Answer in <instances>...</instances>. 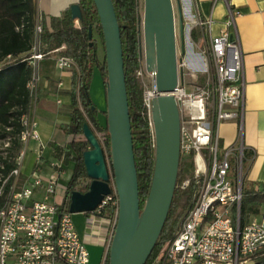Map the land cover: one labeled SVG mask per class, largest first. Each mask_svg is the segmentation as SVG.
I'll return each mask as SVG.
<instances>
[{
	"label": "built area",
	"instance_id": "obj_1",
	"mask_svg": "<svg viewBox=\"0 0 264 264\" xmlns=\"http://www.w3.org/2000/svg\"><path fill=\"white\" fill-rule=\"evenodd\" d=\"M218 0H214L216 2ZM224 27L217 35L211 32L212 18L196 14L202 47H197L202 63V77L186 73V62L177 63L178 79L172 95L180 117V158L193 161L192 177L185 178L181 189L191 182L195 185L192 207L182 218L173 236L164 246L162 258L154 264H253V256L264 251V204L257 218L241 225L240 206L245 177L244 151L241 140L245 78L243 52L236 28L238 11L227 0ZM74 25L81 27V20ZM42 20L38 17L34 28V42L26 58L31 75L26 84L31 99L30 115H22L23 130L19 135L21 148L7 175L0 172V264H94L90 261L87 241L75 228L69 210L58 212L56 204L47 197L55 191L57 176L44 178L32 172L30 180L21 181V166L28 143L39 139L36 109L40 91V61L46 56L41 51ZM62 70H72L69 58H57ZM140 79L142 102L148 118L153 141L151 118L152 100L157 95L155 73L142 66L135 71ZM239 120L236 146L220 148L219 126ZM100 140L102 139L99 137ZM102 141V140H101ZM11 138L0 140V158H8ZM0 169L4 164L0 162ZM110 193L91 212L92 219L103 221L102 232L95 244L104 252L99 264H105L114 234L119 201L111 178ZM42 194V196H41Z\"/></svg>",
	"mask_w": 264,
	"mask_h": 264
},
{
	"label": "trees",
	"instance_id": "obj_2",
	"mask_svg": "<svg viewBox=\"0 0 264 264\" xmlns=\"http://www.w3.org/2000/svg\"><path fill=\"white\" fill-rule=\"evenodd\" d=\"M120 27L123 50L124 74L130 115L132 143L138 178L139 201L144 206L153 175L155 147L148 125V118L142 102V89L135 71L142 66L143 43L141 33V15L139 0H112ZM81 9V27L77 28L70 14L65 10L59 17H50L48 26L42 23L40 36L41 51L48 55L63 48L61 55L72 60L74 67L71 75V97L68 124L60 129L69 137V147L65 151L64 161L73 162V174L67 186L63 202L56 205L58 212L68 210L73 191L85 192L89 183L83 161V152L89 143L83 135V125L88 124L96 135L100 132V143L110 160L109 134L104 122L97 118V108L93 104L89 87L94 69L97 68L106 86L107 70L104 55V43L96 6L93 0H78ZM39 17L37 0H0V140L10 137L11 146L8 158L1 159L4 175L15 167L14 159L21 148L19 135L23 130L21 116L31 113V99L26 84L31 75L28 57L34 42V28ZM194 41L199 40L197 28L191 30ZM103 52V55L102 52ZM97 137V136H96ZM99 140V138H98ZM246 161V150L244 151ZM244 161V167H245ZM193 161L179 160L176 187L170 209L159 238L145 264H154L162 258L165 244L173 238L180 221L192 207L195 185L193 182L186 189H181L182 181L192 177ZM5 194L0 196V206ZM264 204V188H250L244 177L240 206V223H247L251 215H257ZM105 264H108V255ZM253 264H264V251L253 256Z\"/></svg>",
	"mask_w": 264,
	"mask_h": 264
},
{
	"label": "water",
	"instance_id": "obj_3",
	"mask_svg": "<svg viewBox=\"0 0 264 264\" xmlns=\"http://www.w3.org/2000/svg\"><path fill=\"white\" fill-rule=\"evenodd\" d=\"M180 31L183 32L180 0ZM102 30L107 70L106 125L110 166L104 149L90 129L83 135L90 148L83 152L87 191H73L68 210L89 213L110 193L112 178L118 195L117 222L108 250V264H145L166 221L176 187L180 160V117L173 90L178 79L176 28L172 0H144L142 20L144 61L155 73L157 95L152 100L155 162L147 200L141 208L133 153L120 27L112 0H93ZM81 20L79 5L69 7Z\"/></svg>",
	"mask_w": 264,
	"mask_h": 264
},
{
	"label": "crops",
	"instance_id": "obj_4",
	"mask_svg": "<svg viewBox=\"0 0 264 264\" xmlns=\"http://www.w3.org/2000/svg\"><path fill=\"white\" fill-rule=\"evenodd\" d=\"M227 1L239 13L235 22L243 52L245 104L241 140L246 150L245 179L248 187L260 186V189H263L264 0ZM76 3L78 0H37L39 17L42 23L48 26L50 17L61 16L65 10L69 9L70 5ZM180 5L181 16L191 27L194 26L193 21L196 14L203 18H212L211 32L213 35H217L224 27L227 11L224 0L216 2L214 0H180ZM62 50L63 48L56 49L40 61L39 114L36 110L39 139L29 141L27 146L30 148V155L24 159L20 169L21 181L30 180L34 171L40 173L44 178L56 175L55 191L47 197L48 201L56 205L64 200L66 186L72 177L74 168L72 161L65 162L63 160L65 151L69 147V137L60 129V125L68 124L70 121L71 97L69 91L72 71L62 70L57 66V58L62 56ZM192 53L197 56L194 50ZM95 80H102L97 71L93 73L92 82ZM98 120L102 124L104 116ZM238 121L237 119L224 122L219 126V143L222 148L238 144ZM89 148L90 146H88ZM87 182L90 183L88 177L82 180L83 185ZM55 197L59 202L55 201ZM74 216L79 219L84 218L83 232L78 231V233L86 239L87 245H98L95 244V240L96 236L102 232L103 221L92 219L91 215L86 213H78ZM74 216L72 215V220ZM257 216L258 214L251 215L247 222Z\"/></svg>",
	"mask_w": 264,
	"mask_h": 264
},
{
	"label": "rangeland",
	"instance_id": "obj_5",
	"mask_svg": "<svg viewBox=\"0 0 264 264\" xmlns=\"http://www.w3.org/2000/svg\"><path fill=\"white\" fill-rule=\"evenodd\" d=\"M172 4H173V10H174V20H175V28H176V51H177V60L178 63L181 61V59L183 61L186 62V66L184 68V71L186 73H192L194 72L197 77L200 79L202 77V63H200L198 61L197 56H195V54L192 53V51L194 50L197 53V47H202V43L201 40H197L194 41L190 35L189 32V25L185 26V21L182 18V22H183V32L180 31V16H179V9H178V3L176 0H172ZM139 12L141 15V33H142V20H143V12H144V0H139ZM142 43H143V34H142ZM102 52V51H101ZM144 52V49H143ZM103 55V52L102 54ZM179 69V68H178ZM99 74V76L102 78L100 72H98L99 70L97 68L94 69V72H96ZM93 72V73H94ZM179 72V70H178ZM93 80V74H92V78H91V82H90V87H89V92H90V97L91 100L93 102V104L96 106L97 108V118H103L104 114H103V110L105 109L106 106V99H105V88H104V83L103 80L101 81H94ZM139 82H141L140 79H138ZM39 104L37 103V113L39 114V110H38ZM97 138L101 137L100 132L96 133ZM102 138V137H101ZM103 140V139H101ZM100 141V138H99ZM30 147V146H29ZM221 148V145H220ZM27 156L25 157L28 158V156L30 155V148L27 149L26 151ZM106 155V153H105ZM106 159L108 162V165L110 166V160L106 155ZM55 201L59 202L57 197H55ZM58 205H60L61 203H57ZM78 213H74L72 214L77 215ZM73 222L75 224V228L77 231H81L83 232L84 229V225H85V221L84 218L83 219H79L76 216L73 217ZM87 249L89 251L90 254V261L94 264H99L102 256H103V252L104 249L103 247H100L98 245H87Z\"/></svg>",
	"mask_w": 264,
	"mask_h": 264
}]
</instances>
